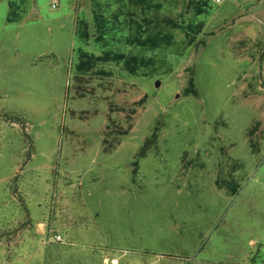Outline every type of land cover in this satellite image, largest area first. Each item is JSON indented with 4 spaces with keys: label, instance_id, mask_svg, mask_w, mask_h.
Here are the masks:
<instances>
[{
    "label": "rangeland",
    "instance_id": "obj_1",
    "mask_svg": "<svg viewBox=\"0 0 264 264\" xmlns=\"http://www.w3.org/2000/svg\"><path fill=\"white\" fill-rule=\"evenodd\" d=\"M0 264H264V0H0Z\"/></svg>",
    "mask_w": 264,
    "mask_h": 264
},
{
    "label": "trees",
    "instance_id": "obj_2",
    "mask_svg": "<svg viewBox=\"0 0 264 264\" xmlns=\"http://www.w3.org/2000/svg\"><path fill=\"white\" fill-rule=\"evenodd\" d=\"M208 2H210L209 0H207ZM211 3V2H210ZM142 41V40H141ZM145 44V41H142ZM155 44V41H154ZM103 55L101 56H95V55H84V58L81 59V61L78 63L77 65V69L80 73H91L93 70V67L99 63V62H106L109 57V54H107L106 52L102 53ZM86 58V59H85ZM114 60L116 61V63L118 64V62H122L125 58V56L123 54H116L113 56ZM85 59V61H83ZM135 62V61H134ZM127 64V62H124V65ZM191 86L192 83L190 82ZM193 91V90H192ZM187 94V92L185 93ZM156 132L157 129L154 130V132L151 134L150 137L145 139L144 145L141 148L140 152L137 154V156L139 157H143L146 152L155 144L156 142ZM133 163H135L137 165V161L135 160Z\"/></svg>",
    "mask_w": 264,
    "mask_h": 264
},
{
    "label": "crops",
    "instance_id": "obj_3",
    "mask_svg": "<svg viewBox=\"0 0 264 264\" xmlns=\"http://www.w3.org/2000/svg\"><path fill=\"white\" fill-rule=\"evenodd\" d=\"M43 223H41V222H39V223H37L36 224V231L35 232H41L42 233V235L43 234H45L46 233V230H45V232H44V227H43V225H42ZM62 225H64V224H62V223H58L57 225H55V226H57V227H60V226H62ZM28 227H30L31 228V225H28ZM27 227V228H28ZM38 227V228H37ZM27 230V229H26ZM37 230H39V231H37ZM101 230H102V227H100L99 228V231L101 232ZM51 232H53V233H55V234H57V235H59L58 234V232H56V230H55V227L53 226V229H51L50 230ZM102 233V232H101ZM47 235H48V232L46 233ZM29 235L30 234H26V231H25V234H24V236H26V237H28L29 238ZM60 236V235H59ZM24 238V237H23ZM22 238V239H23ZM72 244V243H71ZM95 245H97V244H95ZM108 258H107V256H104L103 257V262L105 263V260H107Z\"/></svg>",
    "mask_w": 264,
    "mask_h": 264
},
{
    "label": "built area",
    "instance_id": "obj_4",
    "mask_svg": "<svg viewBox=\"0 0 264 264\" xmlns=\"http://www.w3.org/2000/svg\"><path fill=\"white\" fill-rule=\"evenodd\" d=\"M209 1L214 4H221L223 2V0H209ZM58 2L59 0H51V7L56 8L58 5ZM53 238L56 242H60L61 240L60 237L57 235H54Z\"/></svg>",
    "mask_w": 264,
    "mask_h": 264
}]
</instances>
